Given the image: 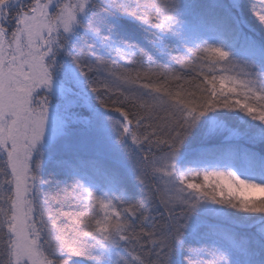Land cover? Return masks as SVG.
Returning <instances> with one entry per match:
<instances>
[{
	"label": "snow or ice",
	"instance_id": "6c2138e0",
	"mask_svg": "<svg viewBox=\"0 0 264 264\" xmlns=\"http://www.w3.org/2000/svg\"><path fill=\"white\" fill-rule=\"evenodd\" d=\"M245 9L0 0V264H264Z\"/></svg>",
	"mask_w": 264,
	"mask_h": 264
},
{
	"label": "rangeland",
	"instance_id": "374dc122",
	"mask_svg": "<svg viewBox=\"0 0 264 264\" xmlns=\"http://www.w3.org/2000/svg\"><path fill=\"white\" fill-rule=\"evenodd\" d=\"M246 16H247L248 20L251 19L253 21V23H254L253 28L255 30V34H259V36L264 35V26L259 24L255 15L254 14L251 15V13L247 12ZM45 178L46 179H52L53 177L52 176H46Z\"/></svg>",
	"mask_w": 264,
	"mask_h": 264
},
{
	"label": "trees",
	"instance_id": "16d2710c",
	"mask_svg": "<svg viewBox=\"0 0 264 264\" xmlns=\"http://www.w3.org/2000/svg\"><path fill=\"white\" fill-rule=\"evenodd\" d=\"M245 4H246V9H245V13H251V15L254 14L252 8H251V5L252 4H256L257 6V9L259 8L260 6V0H245ZM249 21L251 22L252 26L254 25L253 21L251 19H249ZM260 24V23H259ZM255 31V30H254ZM256 35V38L257 40H259V38L262 36H259V34H255ZM65 210H68V209H65Z\"/></svg>",
	"mask_w": 264,
	"mask_h": 264
}]
</instances>
